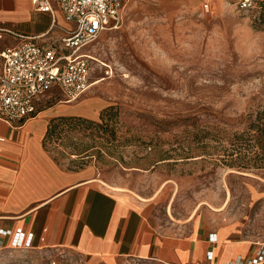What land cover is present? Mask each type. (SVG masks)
Listing matches in <instances>:
<instances>
[{
	"label": "rangeland",
	"instance_id": "rangeland-1",
	"mask_svg": "<svg viewBox=\"0 0 264 264\" xmlns=\"http://www.w3.org/2000/svg\"><path fill=\"white\" fill-rule=\"evenodd\" d=\"M83 51L90 87L73 103L87 105L49 143L57 163L93 166L165 221L195 216L263 239L264 168L231 166L228 153L239 154L242 116L264 106V0H126L120 22ZM0 264L92 263L70 250L3 248Z\"/></svg>",
	"mask_w": 264,
	"mask_h": 264
},
{
	"label": "crops",
	"instance_id": "crops-1",
	"mask_svg": "<svg viewBox=\"0 0 264 264\" xmlns=\"http://www.w3.org/2000/svg\"><path fill=\"white\" fill-rule=\"evenodd\" d=\"M51 2L53 11H41L32 0H0V52L28 37L43 46L63 45L75 24L57 0ZM85 105L42 100L20 127L0 121V227L21 229L29 242L13 248L8 237L5 248L70 250L92 264H228L256 255L259 240L231 237L232 226L212 228L195 216L165 221L151 200L105 183L93 166L57 163L43 144L48 123L80 114Z\"/></svg>",
	"mask_w": 264,
	"mask_h": 264
},
{
	"label": "built area",
	"instance_id": "built-area-1",
	"mask_svg": "<svg viewBox=\"0 0 264 264\" xmlns=\"http://www.w3.org/2000/svg\"><path fill=\"white\" fill-rule=\"evenodd\" d=\"M38 10L53 11L51 0H32ZM74 29L62 39L63 45L43 46L28 37L0 52V121L12 127L38 113V104L50 92L60 94L64 102H74L90 87L93 56L83 51L120 22L126 0H57ZM208 6V5H207ZM2 31L12 32L9 29ZM28 246L21 229L15 232L0 227V250ZM216 241V234L211 235ZM213 258V252L208 253ZM228 264H264V238L257 241L256 255L239 256Z\"/></svg>",
	"mask_w": 264,
	"mask_h": 264
},
{
	"label": "trees",
	"instance_id": "trees-1",
	"mask_svg": "<svg viewBox=\"0 0 264 264\" xmlns=\"http://www.w3.org/2000/svg\"><path fill=\"white\" fill-rule=\"evenodd\" d=\"M242 119L245 127L234 133V140L238 142L236 150L239 149V154L233 158L235 153H228L230 157L228 164L264 168V106L242 116ZM74 120H82L81 115L59 116L51 119L43 139L44 147L48 150L50 142L61 138L63 126Z\"/></svg>",
	"mask_w": 264,
	"mask_h": 264
}]
</instances>
